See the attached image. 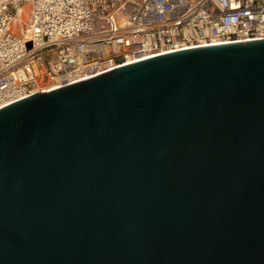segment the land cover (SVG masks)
I'll use <instances>...</instances> for the list:
<instances>
[{"label": "water", "instance_id": "obj_1", "mask_svg": "<svg viewBox=\"0 0 264 264\" xmlns=\"http://www.w3.org/2000/svg\"><path fill=\"white\" fill-rule=\"evenodd\" d=\"M0 264H264V40L0 109Z\"/></svg>", "mask_w": 264, "mask_h": 264}, {"label": "built area", "instance_id": "obj_2", "mask_svg": "<svg viewBox=\"0 0 264 264\" xmlns=\"http://www.w3.org/2000/svg\"><path fill=\"white\" fill-rule=\"evenodd\" d=\"M254 40L264 0H0V109L134 60Z\"/></svg>", "mask_w": 264, "mask_h": 264}, {"label": "bare ground", "instance_id": "obj_3", "mask_svg": "<svg viewBox=\"0 0 264 264\" xmlns=\"http://www.w3.org/2000/svg\"><path fill=\"white\" fill-rule=\"evenodd\" d=\"M140 60H142V59H139V60H134V61H131V62H129V63H135V62H137V61H140Z\"/></svg>", "mask_w": 264, "mask_h": 264}]
</instances>
